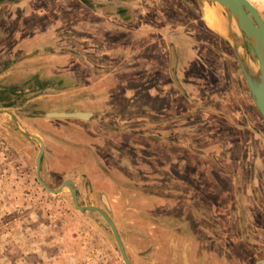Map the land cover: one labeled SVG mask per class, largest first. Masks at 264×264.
I'll use <instances>...</instances> for the list:
<instances>
[{
    "label": "rangeland",
    "instance_id": "obj_1",
    "mask_svg": "<svg viewBox=\"0 0 264 264\" xmlns=\"http://www.w3.org/2000/svg\"><path fill=\"white\" fill-rule=\"evenodd\" d=\"M250 1L264 18V0ZM206 4L220 7L0 0V109L45 137L50 187L72 179L80 204L110 213L132 264L184 263L188 241L153 220L184 210L216 252L228 243L227 264H264V120ZM39 148L0 112V264H125L99 212L37 181Z\"/></svg>",
    "mask_w": 264,
    "mask_h": 264
},
{
    "label": "water",
    "instance_id": "obj_2",
    "mask_svg": "<svg viewBox=\"0 0 264 264\" xmlns=\"http://www.w3.org/2000/svg\"><path fill=\"white\" fill-rule=\"evenodd\" d=\"M219 6H222V15L226 18L228 27L232 32L230 35H224L232 45L238 63L244 74L245 80L250 89L252 98L264 120V18L261 16L257 7L250 0H211ZM225 13V14H224ZM237 30H236V29ZM248 39L252 50L257 59L256 61L251 56L249 46L246 42ZM0 112L9 114L20 132L29 138H35L40 148L35 159L36 178L37 181L48 191L52 193H60L65 187L70 191L72 201L76 209L85 211L99 212L109 224L114 237L117 241L119 250L125 264H132L123 240L120 236L116 223L110 213L103 207L96 205H82L78 199L77 185L72 179H66L62 184L54 189L50 187L41 176V163L45 152V143L40 135L26 131L20 127L19 119L16 113L9 109H0ZM49 116L63 118H80L89 119L92 114L87 112H52Z\"/></svg>",
    "mask_w": 264,
    "mask_h": 264
},
{
    "label": "crops",
    "instance_id": "obj_3",
    "mask_svg": "<svg viewBox=\"0 0 264 264\" xmlns=\"http://www.w3.org/2000/svg\"><path fill=\"white\" fill-rule=\"evenodd\" d=\"M3 108L9 109L10 107L3 106ZM15 113L18 116V119L20 121L22 119L21 117L23 116H21V114L17 112ZM90 118L88 120H90ZM60 124H62L65 128L69 127L65 123H60ZM63 130L65 131L66 129H63ZM31 133L36 134L35 132H31ZM37 135H40L43 138L44 143H45V152L42 158L43 163H41L42 166H44V162L46 160L45 154L47 152L48 145H47V141L45 140V137L42 134L37 133ZM55 140L60 141L58 139H55ZM57 164L60 165L61 162L60 163L57 162ZM66 179L67 178L63 179V181ZM149 181H152V180L149 179ZM186 196H188V194ZM174 197H178V196L174 195ZM181 197L182 196H180V199H182ZM149 212H151V210ZM183 212L184 213H182L181 217L179 216L177 217V219H171V217H175V216H172L170 214L165 216V219H163L164 217L153 219L155 222L160 223L162 226H164L167 229L168 239H172L171 235L174 234L176 239L181 241L182 245H183V241L185 240L188 241V244L185 247L184 246L182 247V252L184 253L186 252L185 254L187 257L185 258V261L183 264H216V262L225 263V264H227V262L229 263L230 260L226 258L230 255V247H227L228 243L225 242V240H223L222 251L216 252L214 250V245L216 244L215 232H211L207 228H204V227L203 228L201 227L200 229V226H198L195 229L192 228V225H191L192 223H190L185 216L188 211L184 210ZM191 212L195 214L196 210H192ZM203 225L205 224L203 223ZM200 230H203V231L200 232ZM203 234H205V236ZM169 243L170 241L167 242V244ZM151 251H152V247H149L146 252L148 253V255L151 256V253H152Z\"/></svg>",
    "mask_w": 264,
    "mask_h": 264
},
{
    "label": "bare ground",
    "instance_id": "obj_4",
    "mask_svg": "<svg viewBox=\"0 0 264 264\" xmlns=\"http://www.w3.org/2000/svg\"><path fill=\"white\" fill-rule=\"evenodd\" d=\"M203 10L204 20L212 29H215L224 35H230L232 30L228 27L229 25L226 18L221 14L222 6L216 9V7H210L206 4Z\"/></svg>",
    "mask_w": 264,
    "mask_h": 264
}]
</instances>
